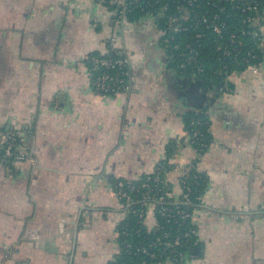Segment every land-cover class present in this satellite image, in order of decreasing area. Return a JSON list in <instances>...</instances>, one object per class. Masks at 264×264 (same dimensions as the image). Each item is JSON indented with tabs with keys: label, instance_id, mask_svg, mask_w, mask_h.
Here are the masks:
<instances>
[{
	"label": "crops",
	"instance_id": "1",
	"mask_svg": "<svg viewBox=\"0 0 264 264\" xmlns=\"http://www.w3.org/2000/svg\"><path fill=\"white\" fill-rule=\"evenodd\" d=\"M110 47L128 91L91 85L87 59ZM171 62L149 21L118 24L101 0H0V148L13 137L27 156L0 158V264L115 262L127 212L113 184L162 164L174 198L192 165L206 180L185 264H264V61L217 88ZM193 112L207 119L200 154Z\"/></svg>",
	"mask_w": 264,
	"mask_h": 264
},
{
	"label": "built area",
	"instance_id": "2",
	"mask_svg": "<svg viewBox=\"0 0 264 264\" xmlns=\"http://www.w3.org/2000/svg\"><path fill=\"white\" fill-rule=\"evenodd\" d=\"M171 2L173 10L171 13H166V10L169 9V3L164 0H108V4L113 7L111 12L115 16L116 23L123 25L128 23L134 24L128 21L126 16L132 10L142 6L141 12H143L144 17L140 18L137 22L149 21L152 24L153 29L157 33V41L170 61L174 56H177L180 60L182 59L177 64V70L180 73L185 68L190 67L193 70V76L203 74V68L198 64V52L195 47L196 45L199 46V43L207 34L201 31L200 28L209 30L210 34L220 39L222 32L227 28L225 20L235 18L236 12L241 18V24H249V27H251L250 31H245L241 27L239 30L240 34H250V36H253L259 42L260 52L263 54L264 61V9L260 8L258 0H172ZM226 5H229L234 10H227ZM207 6L212 7L214 11H210ZM166 14L168 15L166 16ZM158 16L161 18L158 19ZM157 19L161 20L162 24H158ZM191 32L194 33L192 41L185 43L180 42L174 36L175 34L182 35ZM230 35L229 43L218 42L215 46L216 50L221 53L223 58L230 60L234 66H242L244 67L243 70L257 74L258 67L263 61L257 63L260 57L249 51L245 56L239 58L238 55L241 53V47L245 46L246 43L242 38L234 36L232 33ZM106 54L92 57L89 60V71L99 72L93 76L91 75L92 87L95 91L103 94L128 91L130 88V74L126 70L128 69L129 62L127 57L112 59L103 56ZM116 69L118 71L123 70V72H109ZM121 76H128V79L125 80ZM194 135L197 136V133ZM195 139L190 141V143L192 144ZM15 140V138L10 137L5 141V146L0 148V158L8 162L27 159V156L15 150ZM194 169L196 170L195 167ZM158 170L148 175L138 188L129 182L125 184L122 180H116L113 184L114 193L126 208L127 215L129 213L136 215L148 231L155 227L157 223L156 214L164 217L165 220L174 218V222H177L179 219L181 223L186 219H191L189 208L194 206V202H192L189 196L190 187L185 184L187 173L179 182L180 193L177 198L169 196V194L166 197L164 196V198H156L154 195L155 187L164 182L163 178L158 176ZM193 177L199 178V176L195 175ZM149 182L154 185H150ZM157 203L160 204L159 207L156 206ZM136 204L138 205V209L132 208ZM149 209L154 214L152 226L145 223ZM117 235L118 244L121 246L120 251L128 252L131 249V245L124 240V237L128 235L124 226L120 233L123 239H119V233ZM193 235H196V230L189 228L171 240L161 241L159 244L161 248L158 252L151 251L147 247L136 248V252L142 253L152 260H157L156 264H161L159 259L169 250L172 259L168 258L165 261L166 264H173L175 262L185 264L188 259L192 258V255H182L176 249L184 246L185 242ZM163 237H168V233H165ZM156 243L157 241H152L148 246L152 247ZM194 244L195 242L192 248Z\"/></svg>",
	"mask_w": 264,
	"mask_h": 264
},
{
	"label": "trees",
	"instance_id": "3",
	"mask_svg": "<svg viewBox=\"0 0 264 264\" xmlns=\"http://www.w3.org/2000/svg\"><path fill=\"white\" fill-rule=\"evenodd\" d=\"M102 3L108 7L110 10L113 8L108 4V0H101ZM165 2L169 3V9L166 10V13H171L173 4L172 0H164ZM260 4V8L264 9V0H258ZM142 6L137 7L135 10H132L127 14V20L130 21L131 23H136L140 18H143V12H141ZM210 11H214L212 7H209ZM227 10H234L231 8L229 5H226ZM168 14H166L167 16ZM236 17L235 18H230L226 19V26L225 30L222 32V37L219 39L215 37L213 34H210V31L204 28H200L201 31L206 32V37L199 43V46L196 45L195 49L198 52V64L201 65L203 68V74L197 75L203 83L205 84V87L208 88H217L219 86V83L226 79L231 73L243 71L244 67L242 66H234L230 60H226L225 58L222 57L221 53L216 50L215 46L218 42H223L228 44L230 40V34H234V36H238L239 38H242L245 41V46L241 47V53L238 55V57L245 56L246 53L249 51L251 53H254L258 55L259 62L261 63L263 61V54L260 52V47H259V42L253 37L249 35H241L239 30L241 27L244 28L245 31H250L251 27H249V24L242 25L241 24V18L238 16V13L236 12ZM158 19L161 17L158 16ZM157 19L158 24H162L161 20ZM194 33L191 32L189 34H182L178 35L175 34L174 36L176 37L177 40H179L182 43L192 41ZM187 36V37H186ZM183 50V49H182ZM96 56H102L101 54L98 53H93L90 54L87 62H88V68L90 70V63L89 60L92 57ZM112 59H117V58H125V55L117 52L113 48H109L108 52L106 55ZM182 60V59H181ZM180 58H177V56H174L173 59H171L172 66L177 69V64L178 62L181 61ZM126 69L129 72V67ZM178 71V70H177ZM193 70L190 67L185 68L181 73L186 74V75H192ZM91 72V71H90ZM111 72H123L116 70H110ZM179 72V71H178ZM99 72H91V75H95ZM125 80H127L128 76H121ZM185 129L188 132V137L190 141L195 139L194 142H192V146L196 150L198 154L202 153L205 148L208 145L209 141V134L207 133V119L204 113H189L186 116L185 119ZM197 133V136L194 134ZM2 147L5 146V143L3 142ZM165 169V170H164ZM169 169V166H164V164L160 165V169L158 170V176L163 178L164 182L159 184L158 186L155 187V192L154 195L156 198H164L166 197L167 194H170V186L167 184V182L164 179V172ZM199 176V178H194L193 176ZM147 176L142 177L138 181H126L122 180L127 184L128 182L134 185L135 187H139L142 182L145 181ZM150 185L151 182H149ZM185 184H187L190 187V198L192 202H194V206L199 204V197L202 196L204 190H205V185H206V180L205 177L197 172L194 169V166L192 165L187 172V177L185 178ZM158 187V191H157ZM161 188V189H160ZM161 191H160V190ZM157 207L160 206V204L157 203ZM193 206V207H194ZM189 208V211L193 209ZM132 208L138 209V205H133ZM156 225L153 227L150 231L147 230V228L140 222L139 218L132 214L129 213L126 217V219L120 224L118 228V233H119V239H123L122 236H120V233L122 231V227L124 226L125 231L128 233L126 237H124V240L131 245V249L126 252V251H120L119 256L115 260V262L111 264H156L157 260H152L149 257L145 256L142 253L136 252V248L139 247H147L151 251L158 252L161 248L159 245L161 241L165 240H171L174 237H176L179 233L184 232L188 230L189 228L195 229L194 225L192 224L190 219H186L184 222H179V219L177 222H174V218L170 220H165L164 217H160L158 214H156ZM165 233H168V237H163ZM196 240V236L193 235L191 236L182 246L181 248H177V252H180L182 255L184 254H193V248L192 245ZM152 241H157L156 245L149 247L148 245ZM121 247V246H120ZM167 255V256H166ZM170 258L172 259V255L170 254L169 250L166 252V254L159 259V262L161 264H164L165 261ZM166 264V263H165ZM173 264H180V262H175Z\"/></svg>",
	"mask_w": 264,
	"mask_h": 264
},
{
	"label": "water",
	"instance_id": "4",
	"mask_svg": "<svg viewBox=\"0 0 264 264\" xmlns=\"http://www.w3.org/2000/svg\"><path fill=\"white\" fill-rule=\"evenodd\" d=\"M196 249V248H195Z\"/></svg>",
	"mask_w": 264,
	"mask_h": 264
}]
</instances>
